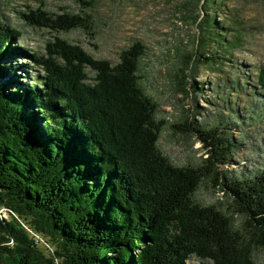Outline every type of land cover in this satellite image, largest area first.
Returning a JSON list of instances; mask_svg holds the SVG:
<instances>
[{"label": "trees", "instance_id": "obj_1", "mask_svg": "<svg viewBox=\"0 0 264 264\" xmlns=\"http://www.w3.org/2000/svg\"><path fill=\"white\" fill-rule=\"evenodd\" d=\"M199 1L198 47L175 75L185 95L204 85L186 79L194 61L217 68L219 53L242 41L238 22L216 19L224 0ZM27 13L34 28L92 29L85 12L40 4ZM21 37L0 20V264H188L191 256L254 264L253 251L264 247V167L230 173L238 149L230 128L193 127L205 156L175 165L157 144L162 121L141 81L142 43L111 64L57 35L41 55ZM33 70L32 84H20L17 72ZM255 77L264 98V67ZM203 179L224 193L227 210L193 198Z\"/></svg>", "mask_w": 264, "mask_h": 264}, {"label": "rangeland", "instance_id": "obj_2", "mask_svg": "<svg viewBox=\"0 0 264 264\" xmlns=\"http://www.w3.org/2000/svg\"><path fill=\"white\" fill-rule=\"evenodd\" d=\"M188 1L93 0V5L87 6L81 0H0V20L18 28L22 32L21 44L40 55L55 35L111 64L119 61L124 48L142 43L145 53L141 81L147 94L157 102L155 117L162 121L157 144L163 154L178 166L200 165L207 148L193 127H227L238 149L225 167L233 176L251 174L264 167V98L255 88L256 73L264 67V0L222 2L224 6L216 12V19L227 27L238 22L242 41L232 54L219 53L222 58L219 57L217 68L194 61V67L185 71L186 79L204 85L195 90L187 87L192 93L185 95L175 75L184 54L198 47L193 14L202 12L199 0H191L192 6ZM40 4L54 14H89L91 31L75 28L56 32L31 27L23 13ZM24 62L30 66L28 60ZM17 73L23 76L24 82L18 78L20 84H32L37 74L35 70ZM193 198L203 205L227 210L224 193L208 179L201 181ZM234 219L240 221L236 215ZM253 259L254 264H264V247L253 251ZM200 262L197 256L187 261Z\"/></svg>", "mask_w": 264, "mask_h": 264}, {"label": "water", "instance_id": "obj_3", "mask_svg": "<svg viewBox=\"0 0 264 264\" xmlns=\"http://www.w3.org/2000/svg\"><path fill=\"white\" fill-rule=\"evenodd\" d=\"M2 212L4 213L5 216H7L6 212L2 210Z\"/></svg>", "mask_w": 264, "mask_h": 264}]
</instances>
